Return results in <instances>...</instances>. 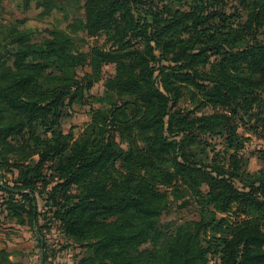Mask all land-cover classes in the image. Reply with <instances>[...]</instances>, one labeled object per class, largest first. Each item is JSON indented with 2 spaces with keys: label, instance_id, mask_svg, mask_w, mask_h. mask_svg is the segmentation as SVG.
<instances>
[{
  "label": "trees",
  "instance_id": "16d2710c",
  "mask_svg": "<svg viewBox=\"0 0 264 264\" xmlns=\"http://www.w3.org/2000/svg\"><path fill=\"white\" fill-rule=\"evenodd\" d=\"M80 2L35 42L0 0V215L40 264L53 226L72 264H264V149L256 171L245 151L264 139V0ZM75 105L89 120L64 131ZM0 264H17L5 247Z\"/></svg>",
  "mask_w": 264,
  "mask_h": 264
},
{
  "label": "rangeland",
  "instance_id": "374dc122",
  "mask_svg": "<svg viewBox=\"0 0 264 264\" xmlns=\"http://www.w3.org/2000/svg\"><path fill=\"white\" fill-rule=\"evenodd\" d=\"M19 2L20 0H3V9L5 11L4 17L9 19H25L22 28L32 30L31 40L35 42L41 41L43 37L47 36L48 33L46 29H52L55 27L63 29L67 26L68 23L73 20L74 17H82L84 15V7L80 0H60L63 11L61 13H55L52 16H47L44 18H40V16H38L39 9H36L34 7H31L26 12H22L19 8ZM86 40H88L89 43L93 41L92 38H87ZM77 43H79L80 45L82 44L84 46L83 48H86L87 46L86 43L83 44V42L79 40H77ZM105 69H107V67H105ZM101 88V84L97 83L89 90V93L96 94L101 90ZM179 105L183 107H189L191 109L195 107L198 114L209 113L211 111L210 108L206 107V105H199L197 102L192 104L187 101H181ZM86 111V106L84 107L75 105L72 108L70 117L63 120V130L67 131L69 129H73L75 133H78L84 123L89 120V116L87 115ZM250 137L251 140L247 142L245 151L247 154H252L248 168L251 171H256L261 166V160L259 159V150L264 149V139L254 135H251ZM123 146H125V144ZM42 205L43 202L39 200L40 208L42 207ZM2 215L3 214L0 215V246L4 245L6 239H9L11 237H36L33 231L30 228H27L28 226H16V223ZM167 216L171 218H185L188 216H194V214L192 213V211L190 212V210L185 207H178L174 205ZM43 233L48 242V254L51 255L53 254V252H55V255H51V257L48 259V262L46 261L45 264H72L75 255L80 251L79 248L74 244H71L70 242L66 243L54 226L49 231H43ZM32 245L33 247H29ZM36 245L37 240L35 238L33 239V242H31L27 247L22 248L23 250H26L25 252H27L28 254H35L38 251V256L33 257L34 259L32 262H30L31 260H29V256H27L26 259H28L30 264H39L40 256L39 250H37ZM22 263L24 262H21V264ZM209 264H218V262L212 259Z\"/></svg>",
  "mask_w": 264,
  "mask_h": 264
},
{
  "label": "crops",
  "instance_id": "0c3cea01",
  "mask_svg": "<svg viewBox=\"0 0 264 264\" xmlns=\"http://www.w3.org/2000/svg\"><path fill=\"white\" fill-rule=\"evenodd\" d=\"M16 226L26 227V225H19V224H16ZM35 238L36 237H11L9 239H6L5 244L3 243L4 245H1L0 247H6V249L10 252V259L13 262L17 264H21V262H24L25 264H30L28 259H26L27 256H29V260H31L30 262H32L34 259L33 257L38 256V251L35 254L34 253L28 254L27 252H25L26 250H23L22 248L27 247L31 242H33V239ZM29 247H33V245ZM36 248L37 250H39L37 245H36ZM16 250H23V251H16ZM39 256H40V250H39ZM39 264H40V260H39Z\"/></svg>",
  "mask_w": 264,
  "mask_h": 264
}]
</instances>
